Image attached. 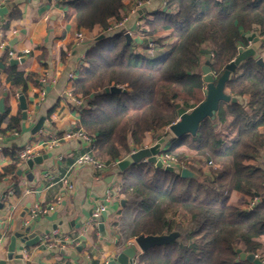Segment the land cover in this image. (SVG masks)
<instances>
[{
  "label": "trees",
  "instance_id": "1",
  "mask_svg": "<svg viewBox=\"0 0 264 264\" xmlns=\"http://www.w3.org/2000/svg\"><path fill=\"white\" fill-rule=\"evenodd\" d=\"M63 4L74 8L77 28L100 31L85 51L71 92L87 103L76 127L91 139L98 155L112 159L140 147L147 131L166 135L177 119L176 102L191 108L203 100L200 66L205 59L217 78L239 48L248 45L250 32L264 34V0H163L162 8L139 29V51L136 39L127 41L122 29L106 31L122 17L124 0ZM165 30L176 40L164 53H150L147 38L158 45L155 35ZM35 75L14 65L6 69V81L21 93ZM113 85L121 89L105 91ZM225 91L237 100L220 101L213 119L201 120L194 134L173 136L159 152L173 155L176 166L190 168L196 177H181L146 161L117 171L124 199L113 224L117 244L139 234L178 232L173 240L141 252L138 264H254L239 259L236 249L239 241L244 252L256 253L258 238L264 235V170L251 163L264 148V64L252 56L241 60ZM16 129L19 115L10 116L4 105L0 134ZM181 146L192 150L193 157L179 150ZM19 154L11 153L4 170H15ZM232 190L250 200L256 197L254 206L229 203Z\"/></svg>",
  "mask_w": 264,
  "mask_h": 264
},
{
  "label": "crops",
  "instance_id": "2",
  "mask_svg": "<svg viewBox=\"0 0 264 264\" xmlns=\"http://www.w3.org/2000/svg\"><path fill=\"white\" fill-rule=\"evenodd\" d=\"M133 6L134 0H124L121 14L127 16L124 26L132 30L136 49L141 51L143 36L135 21H142L145 27L144 21L152 17L153 11L162 8L163 0H150L136 10ZM73 16L74 8L64 5L63 0H0V96L5 87L4 105L9 108L10 116L19 115V129L0 134V261L4 260L5 264H104L133 241L132 237L122 245L117 244L113 228L123 206L115 159L105 153L98 155L92 143L80 136L64 137L66 132L77 128L79 111L87 107L86 98L81 97V103L73 101V79L69 80L68 74L75 77L92 37L100 33L97 28L92 32L82 29L86 40L77 43L75 32L79 28ZM251 33L262 40L258 52L264 62V34L250 32L248 36ZM155 36L159 39L156 54L164 53L176 40L169 30L159 31ZM10 59L17 62L10 64ZM11 65L36 74L22 92L26 101L25 118L18 92L6 81V69ZM41 89L45 94L38 100ZM41 116L44 117L41 127L32 130ZM6 125L7 121L1 124ZM53 136L60 137L57 143L51 142ZM173 136L168 132L159 139L161 149L169 145ZM156 138L152 132H145L140 147L154 144ZM27 149L29 153L21 156ZM88 149L106 164L105 169L97 171L91 165L74 162L77 155ZM179 150L189 158L194 155L185 146ZM17 152L21 160L15 170H4L12 161L11 153ZM36 155H41L40 162L28 167L25 160ZM251 163L264 170V148ZM106 189L111 190L109 201H105ZM228 201L245 207L250 198L232 190ZM101 202L106 204L101 217L104 233L88 221L91 210ZM49 205L53 207L32 213L35 206ZM11 236H15V256L8 259L6 252ZM22 236L28 240L38 238L24 245ZM64 238L71 240L64 242ZM258 241L260 247L255 255L264 262V235ZM237 245L241 249L239 241ZM140 254L137 249L134 259Z\"/></svg>",
  "mask_w": 264,
  "mask_h": 264
},
{
  "label": "water",
  "instance_id": "3",
  "mask_svg": "<svg viewBox=\"0 0 264 264\" xmlns=\"http://www.w3.org/2000/svg\"><path fill=\"white\" fill-rule=\"evenodd\" d=\"M124 34L126 40L131 41L132 38L128 34V32L124 31ZM101 36H103L102 33L98 35V37ZM247 38L251 42L250 45L244 48L240 47L237 55L225 65L222 73L217 78L213 75L209 67L208 59H205L201 64L200 71L202 74V79L205 82L204 98L197 105L191 108L182 107L179 102H176L174 104L177 108V119L168 125V130L175 137L179 138L187 133L194 134L201 120L206 117L213 119L216 115L220 101L237 100L235 96H230L225 91V82L228 80L230 74L236 70V67L241 60L245 59L246 57L252 56L255 58V61L257 63H260L261 65L264 64L262 56L258 52L259 48L262 45V40L259 39L255 35V33H251ZM205 50L207 51V49ZM15 62H17L16 59H10V64H13ZM120 89L121 88L119 86L113 85L110 87H106L105 91H119ZM6 94L7 92L4 91L0 96V116L4 111V97L6 96ZM17 99L22 110V116L23 118H25V97L21 92H18ZM43 120L44 117L41 116L32 130H38L41 127ZM156 139V142L150 146L139 147L133 151H130L128 154L124 155L121 158H116L117 170H122L131 163L146 161L154 164L155 167L178 173L181 177H196V173L188 167H178L176 165L163 163L157 156V154L161 150V143L159 141L160 135H158ZM40 160L41 155H36L27 158L25 160V163L28 167H31L33 163H39ZM121 203L124 204V199L121 200ZM98 229L101 233H104L102 218H100L98 222ZM177 235V231H171L161 234H139L133 237V241L131 243L120 249V251L115 256L110 257L104 264H130L137 252V249H139L141 252H144L153 245L164 244L173 240ZM22 237L23 238H20V240L24 245H29L33 242V240L35 241L38 238L35 237V239L28 240L25 236ZM14 245L15 236H11L8 250L6 252V257L8 259H11L13 256H15L13 255ZM19 248L22 249V246H20ZM236 251L238 252L239 259H247L249 261H252L254 264H264L263 261L256 257L255 253H246L239 248H237ZM0 263L5 264V261L1 260Z\"/></svg>",
  "mask_w": 264,
  "mask_h": 264
},
{
  "label": "built area",
  "instance_id": "4",
  "mask_svg": "<svg viewBox=\"0 0 264 264\" xmlns=\"http://www.w3.org/2000/svg\"><path fill=\"white\" fill-rule=\"evenodd\" d=\"M150 0H134V6H133V10L135 9H138V8H141L142 6H145L146 4L149 3ZM127 20V16H122L119 20L117 21H114L112 22L107 28H106V31H109V30H113V29H123L125 32H128V34L130 36H133V33H132V30L131 29H126L124 24ZM135 25L137 27H142V21L140 20H137L135 21ZM75 40L77 43H82L86 40V35L84 33V31L82 29H79L75 32ZM147 47H148V51H152L153 48L155 47L154 45V42L149 38L148 41H147ZM151 53V52H150ZM68 79L69 80H72L74 79V74L72 73H69L68 74ZM45 94V90L44 89H41L40 92H39V95H38V100H41L43 98ZM73 101L75 103H81L82 99L81 97L79 96H71ZM72 135H77V136H80L82 137L83 139H85L87 142H91V139L87 136V134L80 128H74L73 130L71 131H68L64 134V137H70ZM60 137H57V136H53L51 138V142L53 143H57L59 141ZM134 149H132L131 151H133ZM27 153H29V150H25L21 156H25L27 155ZM157 156L161 159V161L165 164H170V165H177V160L176 158L167 153V152H161V153H158ZM74 162L78 163V164H86V165H91L92 167H94L97 171H102L103 169L106 168V164L104 162H102L101 160L97 159L96 157H94L92 155V152L90 149L80 153L79 155H77L74 159ZM116 162L117 160L115 159L113 164L116 166ZM210 163V161H209ZM180 167H184L183 165H180ZM99 175V174H98ZM64 182H67L66 179H62ZM69 186H71L69 184ZM110 197H111V190L110 189H106L105 190V201H109L110 200ZM256 197L252 198L248 204L246 205L247 208H252L256 202ZM53 206L52 205H49L48 207L46 208H42V207H39V206H35L33 209H32V213L33 214H36V213H39L41 211H46L47 209H51ZM106 210V204L104 202H101L99 203L98 205H96L90 212V215L88 217V221L90 223H93V224H96L98 225V222L100 220V218L102 217V214L105 212ZM64 242L65 241H68V240H71L70 238H64L63 239ZM51 245V244H50ZM135 257V256H134ZM132 259V262L130 264H138V261L137 259Z\"/></svg>",
  "mask_w": 264,
  "mask_h": 264
},
{
  "label": "rangeland",
  "instance_id": "5",
  "mask_svg": "<svg viewBox=\"0 0 264 264\" xmlns=\"http://www.w3.org/2000/svg\"><path fill=\"white\" fill-rule=\"evenodd\" d=\"M157 47H159V46L155 45V47H154L155 49L153 48V50L149 51V52L156 54V52L158 51ZM175 142H177V140H175Z\"/></svg>",
  "mask_w": 264,
  "mask_h": 264
}]
</instances>
